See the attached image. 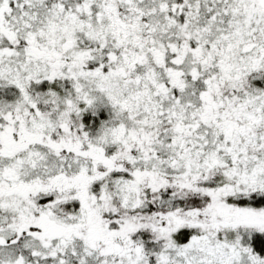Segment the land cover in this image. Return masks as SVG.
Wrapping results in <instances>:
<instances>
[{
	"label": "snow or ice",
	"instance_id": "1",
	"mask_svg": "<svg viewBox=\"0 0 264 264\" xmlns=\"http://www.w3.org/2000/svg\"><path fill=\"white\" fill-rule=\"evenodd\" d=\"M0 264H264V0H0Z\"/></svg>",
	"mask_w": 264,
	"mask_h": 264
}]
</instances>
